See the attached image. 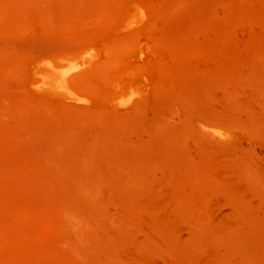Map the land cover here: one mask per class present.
<instances>
[{
  "label": "rangeland",
  "instance_id": "obj_1",
  "mask_svg": "<svg viewBox=\"0 0 264 264\" xmlns=\"http://www.w3.org/2000/svg\"><path fill=\"white\" fill-rule=\"evenodd\" d=\"M0 264H264V0H0Z\"/></svg>",
  "mask_w": 264,
  "mask_h": 264
},
{
  "label": "bare ground",
  "instance_id": "obj_2",
  "mask_svg": "<svg viewBox=\"0 0 264 264\" xmlns=\"http://www.w3.org/2000/svg\"><path fill=\"white\" fill-rule=\"evenodd\" d=\"M87 48V47H86ZM93 47H91V50H92ZM95 49V48H93ZM90 50V49H89ZM87 51L84 53V57L82 58L83 61L82 62H77V61H69L68 63H66V67H62V68H58L57 70L59 71V77L58 79L55 81V85L54 86H57L65 95H67L69 97V99H71L72 101H79V102H82V101H87V99H85L84 97H82L80 95V93H78L75 89H73L71 87V85L69 84V78H70V74H72L73 72H81L83 71L87 65L90 63V60L93 58V57H96L95 55L96 52H95V55L93 56L91 53L93 52H90V51ZM95 51V50H94ZM82 54V53H81ZM98 57V56H97ZM80 59V58H79ZM77 60V59H76ZM74 75V73L72 74ZM76 75V73H75ZM73 77V76H72ZM43 78H45V76L43 75ZM55 79V78H54ZM74 79V78H73ZM48 78L44 81H47ZM75 80V79H74ZM72 81V79H71ZM78 81V80H77ZM75 81V82H77ZM43 82V81H42ZM49 83V82H47ZM79 84V83H78ZM118 84V83H117ZM41 86V84H40ZM48 86V85H47ZM43 87V86H42ZM57 89V88H56ZM116 94L117 96H123V94L125 92L128 91L129 93V96L128 98H124L125 100L122 101L124 104H128L129 102L133 101V98L136 97L138 95L137 91L135 90V87L134 88H131V89H127L126 88V85L125 83L122 81V83H119L117 85V88H116ZM67 97V98H68ZM121 98V97H120ZM122 99V98H121ZM120 99V100H121ZM127 99V100H126ZM121 102V103H122ZM135 102V100H134ZM115 103V102H114ZM120 103V104H121ZM122 103V104H123ZM119 104V102H118ZM130 105V104H129ZM128 106V105H126Z\"/></svg>",
  "mask_w": 264,
  "mask_h": 264
}]
</instances>
